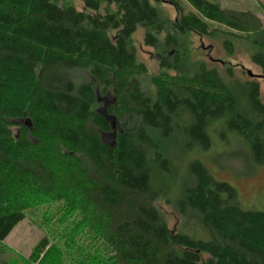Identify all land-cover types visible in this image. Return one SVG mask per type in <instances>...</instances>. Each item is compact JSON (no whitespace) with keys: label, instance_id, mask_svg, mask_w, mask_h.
Returning a JSON list of instances; mask_svg holds the SVG:
<instances>
[{"label":"trees","instance_id":"obj_1","mask_svg":"<svg viewBox=\"0 0 264 264\" xmlns=\"http://www.w3.org/2000/svg\"><path fill=\"white\" fill-rule=\"evenodd\" d=\"M158 1L0 0V244L51 205L56 222L77 217L109 254L79 264H264V213L242 210L190 160L222 126L264 165V24L208 0H162L172 20ZM138 30L160 58L150 90L131 44ZM189 33L229 57L243 44L259 75L189 63ZM76 70L92 82L76 83ZM99 97L110 99L102 110ZM176 193L181 229L157 206ZM48 246L43 238L30 260Z\"/></svg>","mask_w":264,"mask_h":264},{"label":"rangeland","instance_id":"obj_2","mask_svg":"<svg viewBox=\"0 0 264 264\" xmlns=\"http://www.w3.org/2000/svg\"><path fill=\"white\" fill-rule=\"evenodd\" d=\"M208 1L218 3L224 9L250 11L264 24V13L261 8L264 0ZM182 2L186 4V0ZM72 5L78 11L83 10L82 4L78 1H73ZM157 6L165 16L172 20L175 18L174 9L166 2L159 0ZM213 28L217 26L210 27ZM183 42L184 56L193 65L209 63L221 71H224L226 66L233 65L238 75L243 72L248 77L246 71H250L252 75H259L250 65L248 52L243 44H234L235 54L229 57L219 42L200 38L193 33L184 37ZM131 44L136 51L138 61L146 67L147 76L143 84L150 90L151 78L160 73L158 66L160 58L153 49L144 46L142 30H138L132 36ZM209 52H211L210 59H208ZM73 78L78 84L92 82V78L85 70L74 71ZM259 83L264 94V80H259ZM109 103V98L99 97L96 109L102 110ZM219 127L212 126L209 132L211 148L206 152L199 148L192 149L190 160L200 162L206 168L213 183L228 184L235 191L242 210L264 213V165L253 163L239 138L224 131L222 126ZM13 131L16 132V128ZM174 195L176 196L177 193L162 197L157 202V206L165 215L171 229H181L184 227L183 219L177 211L175 202L177 196ZM53 210L54 208L49 205L26 213L25 220L0 244V264H79L80 261L91 257H96V260L109 257L99 237L94 236L82 224L78 225L77 217L68 219L64 224L58 223L56 219L59 214L55 218L56 214ZM188 227H197V225L193 223ZM43 238L47 239L49 246L40 256V261L34 262L33 259L30 260V256Z\"/></svg>","mask_w":264,"mask_h":264},{"label":"water","instance_id":"obj_3","mask_svg":"<svg viewBox=\"0 0 264 264\" xmlns=\"http://www.w3.org/2000/svg\"><path fill=\"white\" fill-rule=\"evenodd\" d=\"M210 55H211V52L208 53V58L210 59ZM246 74L249 76V77H253L252 73L250 71H246Z\"/></svg>","mask_w":264,"mask_h":264}]
</instances>
